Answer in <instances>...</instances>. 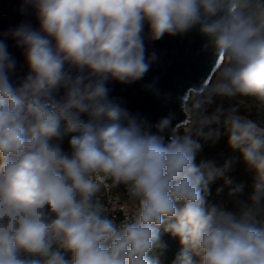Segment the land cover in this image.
I'll list each match as a JSON object with an SVG mask.
<instances>
[{"label": "clouds", "instance_id": "obj_1", "mask_svg": "<svg viewBox=\"0 0 264 264\" xmlns=\"http://www.w3.org/2000/svg\"><path fill=\"white\" fill-rule=\"evenodd\" d=\"M18 13L37 26L0 31V264H163V234L180 245L170 264H264V117L208 114L218 97L264 110V0H19ZM145 26L150 41L205 38L213 78L182 110L189 129L239 153L247 195L232 161L195 162L190 130L165 141L172 116L151 125L110 96L109 82L135 83L156 61ZM8 40L27 66L16 79ZM218 178L233 207L209 204ZM120 185L135 210L117 223L98 194Z\"/></svg>", "mask_w": 264, "mask_h": 264}, {"label": "water", "instance_id": "obj_2", "mask_svg": "<svg viewBox=\"0 0 264 264\" xmlns=\"http://www.w3.org/2000/svg\"><path fill=\"white\" fill-rule=\"evenodd\" d=\"M18 7L19 0H0V31L15 27L22 20H30L34 27L37 26L32 16L22 17ZM144 34L147 53L154 52L156 61L141 80L129 85L112 81L108 87L111 97L117 98L128 111L138 113L151 125L161 118L172 116V128L163 133L167 142L170 135L187 124L182 100H186L205 79H210L215 71V58L211 49L202 50L205 38L195 28L184 35H165L158 41L147 38V26ZM7 43L17 60L13 79L22 77L27 72V66L21 50L14 46L13 41L8 40Z\"/></svg>", "mask_w": 264, "mask_h": 264}, {"label": "rangeland", "instance_id": "obj_3", "mask_svg": "<svg viewBox=\"0 0 264 264\" xmlns=\"http://www.w3.org/2000/svg\"><path fill=\"white\" fill-rule=\"evenodd\" d=\"M210 106L208 107V111ZM210 114V112H208ZM186 126V127H185ZM195 126L189 127L186 125H182L178 128L179 134L184 132L192 131ZM223 137H221L218 141L210 140L208 148L205 151H200L196 157V163L201 164L204 162H210L214 164L216 167L223 166L227 161L233 162L232 170L228 173L233 179V181L238 184L242 181V184L245 185L243 195H247V193L251 190L252 178L249 174H247L244 170V165L239 161V153L228 158L223 156V149L220 147V143ZM67 147L65 143V148ZM236 197L230 194L229 186L225 184L223 178L216 179L210 185V195L208 197L209 204H218L225 205L227 207H233L234 201Z\"/></svg>", "mask_w": 264, "mask_h": 264}, {"label": "trees", "instance_id": "obj_4", "mask_svg": "<svg viewBox=\"0 0 264 264\" xmlns=\"http://www.w3.org/2000/svg\"><path fill=\"white\" fill-rule=\"evenodd\" d=\"M218 106H223L225 109L231 107V106H237L239 108V112L241 115L249 116L253 119H256L258 117H264V110H260L258 104L250 99L245 97H236L232 99L227 98H220L218 97L210 106V109L208 112L212 114ZM220 127L217 124H212L208 128H205L204 131L208 132L210 129L218 128ZM191 134L193 135L194 139H198L200 143L202 144L201 151H205L208 148L209 142L211 139H207L205 137H202L198 134V127L195 126L194 129L191 131ZM220 147L223 149L222 151L223 156L225 158H228L230 156L238 154V152L234 151L230 148V146L227 143V138L223 137L220 143ZM200 152V151H199ZM198 152V154H199ZM238 184H242V181H240ZM210 203V202H209ZM164 241L167 242L168 248L162 257L163 264H170L171 260L175 256L176 252L179 250L180 245L178 238H172L169 234H163Z\"/></svg>", "mask_w": 264, "mask_h": 264}, {"label": "built area", "instance_id": "obj_5", "mask_svg": "<svg viewBox=\"0 0 264 264\" xmlns=\"http://www.w3.org/2000/svg\"><path fill=\"white\" fill-rule=\"evenodd\" d=\"M186 132L180 134L183 135ZM110 183V181H109ZM101 202L107 209V214L117 223L131 216L135 210L133 200L129 197L124 185L103 189L98 194Z\"/></svg>", "mask_w": 264, "mask_h": 264}, {"label": "bare ground", "instance_id": "obj_6", "mask_svg": "<svg viewBox=\"0 0 264 264\" xmlns=\"http://www.w3.org/2000/svg\"><path fill=\"white\" fill-rule=\"evenodd\" d=\"M210 78H213V74H212V76L210 77ZM191 93V92H190ZM186 127V126H185Z\"/></svg>", "mask_w": 264, "mask_h": 264}]
</instances>
